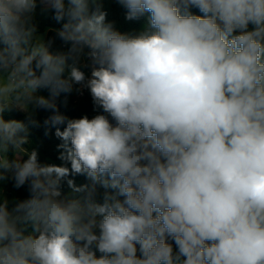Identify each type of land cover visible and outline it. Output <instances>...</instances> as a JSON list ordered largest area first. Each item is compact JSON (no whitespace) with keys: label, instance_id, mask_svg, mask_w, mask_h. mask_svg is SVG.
<instances>
[{"label":"clouds","instance_id":"clouds-1","mask_svg":"<svg viewBox=\"0 0 264 264\" xmlns=\"http://www.w3.org/2000/svg\"><path fill=\"white\" fill-rule=\"evenodd\" d=\"M39 2L67 52L36 35L37 0H0V181L30 193L0 201V264H264V0H117L147 16L135 35L96 0ZM74 85L100 114L59 112ZM30 105L63 164L26 152L30 116L3 118Z\"/></svg>","mask_w":264,"mask_h":264},{"label":"trees","instance_id":"trees-1","mask_svg":"<svg viewBox=\"0 0 264 264\" xmlns=\"http://www.w3.org/2000/svg\"><path fill=\"white\" fill-rule=\"evenodd\" d=\"M100 9L107 13L106 23L113 24L115 30L121 33L135 35L147 25V16L141 17L139 20L129 21L125 18L126 10L119 5L117 0H96ZM95 5L93 6V9ZM194 15H200L198 9L192 8L190 10ZM54 13L50 10H45L43 5L37 0V7L32 14V23L36 27V35L42 36V40L49 45V50L53 53L67 52L69 45L65 44L57 35V30L62 27V23H58L54 18ZM86 59H82L81 68L90 75V69L86 67ZM37 95L49 97L48 89H39ZM56 104L59 112L68 118H81L87 115L90 119L95 115L100 114L101 110L94 111V105L90 92L86 88H80L79 85H74L70 93H61L56 98ZM52 113L48 110L30 105L29 111L24 112L19 109L13 108L3 113L5 120H19L28 123L29 116L36 123L35 125L29 124L28 142L23 145L26 152L35 150L38 154V160L43 165H61L63 162L58 159L60 149L58 145L62 141L55 136V128L46 125L45 121ZM61 130L64 125L59 126ZM13 154L10 152L9 157L12 158ZM27 159V155L23 156ZM72 179L75 185L89 183L87 178L83 175L69 176L61 181V191L63 195L74 197L78 194L73 193L72 189L68 186L67 180ZM96 199L102 201L105 189L99 184L96 186ZM30 193L27 184L19 189L14 187V181L9 176L8 179L0 181V201L7 200L9 208L15 202L29 198ZM100 254L97 252V256Z\"/></svg>","mask_w":264,"mask_h":264},{"label":"rangeland","instance_id":"rangeland-1","mask_svg":"<svg viewBox=\"0 0 264 264\" xmlns=\"http://www.w3.org/2000/svg\"><path fill=\"white\" fill-rule=\"evenodd\" d=\"M39 37H40V38H42V36H41V35H40Z\"/></svg>","mask_w":264,"mask_h":264}]
</instances>
